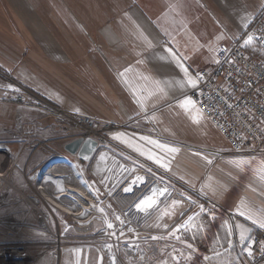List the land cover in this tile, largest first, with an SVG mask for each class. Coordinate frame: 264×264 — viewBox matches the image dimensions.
<instances>
[{
  "label": "crops",
  "instance_id": "crops-1",
  "mask_svg": "<svg viewBox=\"0 0 264 264\" xmlns=\"http://www.w3.org/2000/svg\"><path fill=\"white\" fill-rule=\"evenodd\" d=\"M263 3L0 0V96L24 87L64 109L118 122L148 112L116 132L112 145L144 161L162 180L233 209L238 243L242 228L250 236L259 227L246 217L264 215V185L254 187L235 169L237 159L250 156L219 154L229 143L189 96L188 80L215 61L219 47L231 44ZM2 73L16 85H7ZM20 124L28 143L57 148L71 139L66 118L42 105H23Z\"/></svg>",
  "mask_w": 264,
  "mask_h": 264
},
{
  "label": "rangeland",
  "instance_id": "rangeland-1",
  "mask_svg": "<svg viewBox=\"0 0 264 264\" xmlns=\"http://www.w3.org/2000/svg\"><path fill=\"white\" fill-rule=\"evenodd\" d=\"M5 75L9 85L14 78ZM18 91L13 89L7 92ZM7 92L4 98L0 96V150L9 157L8 177L19 189L11 185L0 187V264L116 263L118 258H114L108 245L111 239H98L99 233L105 228L104 216L95 214L90 221L75 219L52 204L38 188L36 180L30 177L52 159L63 156L77 163L86 182L95 190L115 222L114 231L119 234V254L124 263L247 264L242 256L240 240L237 238L236 243L234 236L233 225L237 214L233 209L223 210L205 194H196L169 180H162L154 173V168L111 144L128 162L153 172L158 182L170 188L167 195L164 194L155 204L157 209L154 212L145 219V215L137 216L138 220L134 221L133 216L125 213L130 203L121 204L114 199L112 190L104 180L91 174L88 162L68 152L63 143L53 148L40 145L37 141L28 143L25 140L20 124L21 108L30 103L8 100L5 97ZM220 139V144L226 142ZM262 155L237 159L235 162L236 171L241 170L242 176L248 175L246 180L254 187L264 185ZM121 177L118 182L126 176ZM24 193L35 196L39 205L35 207ZM166 196L168 198L165 200ZM41 213L47 215L50 227L44 225ZM117 217L120 219L117 220ZM135 225L142 229L133 231L132 226ZM177 226H181L178 231ZM172 250H178L180 256H172ZM116 264H120V260Z\"/></svg>",
  "mask_w": 264,
  "mask_h": 264
},
{
  "label": "built area",
  "instance_id": "built-area-1",
  "mask_svg": "<svg viewBox=\"0 0 264 264\" xmlns=\"http://www.w3.org/2000/svg\"><path fill=\"white\" fill-rule=\"evenodd\" d=\"M249 36L253 38L251 41ZM194 73L197 84L188 94L229 143V150L219 154L231 157L264 154V3L231 44L219 47L215 61ZM5 97L19 103L42 104L51 114L66 118L70 136H91L98 141L95 153L100 146L111 145L116 132L149 114L113 121L64 109L24 87L16 93L7 92ZM250 237L255 241L252 255L244 251L246 240L241 245L243 258L247 264H264V229L256 227ZM171 253L175 258L180 256L178 250Z\"/></svg>",
  "mask_w": 264,
  "mask_h": 264
},
{
  "label": "bare ground",
  "instance_id": "bare-ground-1",
  "mask_svg": "<svg viewBox=\"0 0 264 264\" xmlns=\"http://www.w3.org/2000/svg\"><path fill=\"white\" fill-rule=\"evenodd\" d=\"M88 164L91 174L103 179L107 187H110L114 199L119 200L121 204L130 203L125 213L127 216H133L134 221L138 220L137 216L145 215V219L154 212L157 209L155 204L170 189L165 183L158 182L153 172L150 173L151 171H146L128 162L122 154L116 152L110 145L100 146ZM8 173L9 157L0 150V187L11 185L19 189L10 181ZM124 175L126 177L118 182V178ZM30 177L36 180L38 188L52 204L75 216L78 220L90 221L95 214L104 216L102 218L105 222V228L99 233L98 239H111L108 245L111 247L112 255L115 259L120 260V264H126L119 254V234L114 231L115 222L108 215L95 190L86 182L75 161L64 156L52 159L43 169L34 171ZM135 177H143L144 182L137 183L131 187V191L125 192L124 189L132 185ZM24 196L35 207L39 205V200L35 196L26 193ZM145 197L153 201V207L147 208L149 211H138L135 206ZM167 198L166 196L164 199ZM41 215L44 225L50 227L47 215L45 213H41ZM109 224H112L113 227L109 228ZM139 225L132 226V230H141L142 227ZM118 259H116V263L119 261Z\"/></svg>",
  "mask_w": 264,
  "mask_h": 264
},
{
  "label": "snow or ice",
  "instance_id": "snow-or-ice-1",
  "mask_svg": "<svg viewBox=\"0 0 264 264\" xmlns=\"http://www.w3.org/2000/svg\"><path fill=\"white\" fill-rule=\"evenodd\" d=\"M252 39L253 38L251 36L248 37V41H251ZM167 51L169 53L172 52L171 49H167ZM172 54H173V56H175L174 53H172ZM181 67H183V66H181ZM184 71L187 72V69L185 68ZM188 83L192 87H196L197 81L193 80V79H189ZM187 103H190V101H185V104H187ZM153 143H156L158 147H160L162 149H167L170 152L178 151L176 148H170L169 146L159 144L158 142H153ZM85 158H87V157H85ZM150 158H152V157H150ZM155 161L157 164H161V160L158 157L155 158ZM162 166L165 168L168 167V165L166 163L162 164ZM143 182H144L143 177H135L132 181V185H130L128 188H125L124 191L129 192V191H131L132 186L136 185L137 183H143ZM152 205H153V201L150 198L145 197L138 204H136L135 207L138 211H145V210H147V208L151 207ZM201 208H203V206H201ZM240 215L243 216V215H245V213L240 212ZM246 218L251 220L254 224H257L260 228H264V215H261L259 217H255L253 214L249 213ZM119 219L120 218L117 217V220H119ZM189 219H191V218H189ZM121 223H123V221H121ZM108 227L111 228V227H113V225L109 224ZM180 227L181 226H177L176 231H178ZM240 227H242V226H240ZM249 232H250V229L242 228L241 233H240V243L243 246L245 244V241L247 240L248 243H247V246L244 247V251L247 252L249 256H251L252 255V244L255 243V241H253L251 239V237L249 235H247V233H249ZM153 239H155V237H153ZM189 247H191V245H189Z\"/></svg>",
  "mask_w": 264,
  "mask_h": 264
},
{
  "label": "water",
  "instance_id": "water-1",
  "mask_svg": "<svg viewBox=\"0 0 264 264\" xmlns=\"http://www.w3.org/2000/svg\"><path fill=\"white\" fill-rule=\"evenodd\" d=\"M98 141L91 136H77L65 142V149L76 154L80 160L89 162L97 149ZM87 157V158H85Z\"/></svg>",
  "mask_w": 264,
  "mask_h": 264
}]
</instances>
